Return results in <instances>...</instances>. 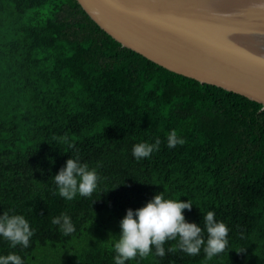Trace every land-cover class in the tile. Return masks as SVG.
Here are the masks:
<instances>
[{
	"label": "trees",
	"instance_id": "1",
	"mask_svg": "<svg viewBox=\"0 0 264 264\" xmlns=\"http://www.w3.org/2000/svg\"><path fill=\"white\" fill-rule=\"evenodd\" d=\"M175 130L185 143L169 148ZM100 180L68 201L53 177L74 155ZM159 137L136 160L132 147ZM191 200L186 220L209 210L228 229L211 260L168 251L126 264H264V109L221 87L177 74L122 46L77 0H0V212L35 229L27 248L0 238V254L24 264H115L113 244L127 208L156 192ZM67 214L64 235L52 217ZM206 237V233H205ZM242 249V250H241Z\"/></svg>",
	"mask_w": 264,
	"mask_h": 264
},
{
	"label": "water",
	"instance_id": "2",
	"mask_svg": "<svg viewBox=\"0 0 264 264\" xmlns=\"http://www.w3.org/2000/svg\"><path fill=\"white\" fill-rule=\"evenodd\" d=\"M122 46L264 109V0H77Z\"/></svg>",
	"mask_w": 264,
	"mask_h": 264
},
{
	"label": "clouds",
	"instance_id": "3",
	"mask_svg": "<svg viewBox=\"0 0 264 264\" xmlns=\"http://www.w3.org/2000/svg\"><path fill=\"white\" fill-rule=\"evenodd\" d=\"M61 140L70 150H75L72 138L64 136ZM166 143L169 148H174L185 143V140L175 130H171ZM160 144L159 137L152 142H138L132 147V156L136 160L149 157L159 150ZM52 177L54 193L68 201L77 195L90 197L97 190L101 179L96 167L81 161L78 150L66 159ZM192 205L189 199L168 198L163 191H159L143 205L125 209V214L119 220V234L115 236L113 244L115 264H126V261L137 256L145 258L153 253V248L156 256L163 257L166 241H176L175 247H170L168 251L180 250L188 255H198L203 248L206 260L222 253L228 243L227 225L215 219L212 210L203 214L202 226L186 220L184 210H191ZM51 223L57 225L64 235L75 231L71 218L65 213L52 217ZM34 231L24 215L12 211L0 212V238L7 240L9 247L19 245L27 248ZM0 264H24V260L21 255L9 252L0 254Z\"/></svg>",
	"mask_w": 264,
	"mask_h": 264
}]
</instances>
